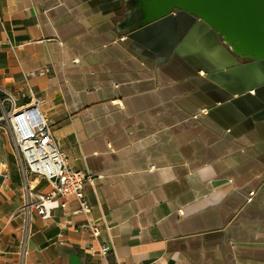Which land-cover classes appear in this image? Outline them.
<instances>
[{
	"label": "crops",
	"instance_id": "0c3cea01",
	"mask_svg": "<svg viewBox=\"0 0 264 264\" xmlns=\"http://www.w3.org/2000/svg\"><path fill=\"white\" fill-rule=\"evenodd\" d=\"M125 1L0 0L1 89L37 97L94 178L89 214L29 208L23 257L25 181L0 133V264H264V60L184 11L120 35Z\"/></svg>",
	"mask_w": 264,
	"mask_h": 264
},
{
	"label": "built area",
	"instance_id": "2783aa9c",
	"mask_svg": "<svg viewBox=\"0 0 264 264\" xmlns=\"http://www.w3.org/2000/svg\"><path fill=\"white\" fill-rule=\"evenodd\" d=\"M46 70L32 72V76L44 75ZM20 99H29L20 105ZM41 102L31 93H23L20 98L0 87V133L9 136L12 150L25 181V210L27 213L21 242V255L26 256L29 239L33 234L29 220V208L34 207L43 218L56 209L65 210L71 200L76 201L79 210L76 214H89L90 207L85 193L86 182L93 183L94 178L84 171L74 170L65 151L54 140L49 120L42 113ZM3 165L0 163V169ZM42 180L50 183L51 190L31 201L33 192L31 183ZM93 238L101 233V225L91 223L87 228ZM92 250V248L90 249ZM111 248L103 246L99 253L108 256Z\"/></svg>",
	"mask_w": 264,
	"mask_h": 264
},
{
	"label": "water",
	"instance_id": "95a60500",
	"mask_svg": "<svg viewBox=\"0 0 264 264\" xmlns=\"http://www.w3.org/2000/svg\"><path fill=\"white\" fill-rule=\"evenodd\" d=\"M124 8L120 35L184 11L212 27L240 59L264 60V0H126Z\"/></svg>",
	"mask_w": 264,
	"mask_h": 264
}]
</instances>
